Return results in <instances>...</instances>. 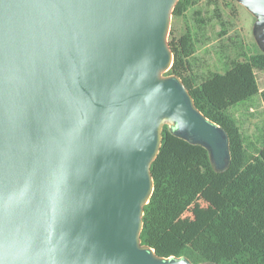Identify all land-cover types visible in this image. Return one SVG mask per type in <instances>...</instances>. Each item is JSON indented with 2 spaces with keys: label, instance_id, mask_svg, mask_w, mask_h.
<instances>
[{
  "label": "water",
  "instance_id": "obj_1",
  "mask_svg": "<svg viewBox=\"0 0 264 264\" xmlns=\"http://www.w3.org/2000/svg\"><path fill=\"white\" fill-rule=\"evenodd\" d=\"M264 52V0H235ZM178 0H0V264H218L141 242L163 127L230 163L167 73Z\"/></svg>",
  "mask_w": 264,
  "mask_h": 264
},
{
  "label": "trees",
  "instance_id": "obj_2",
  "mask_svg": "<svg viewBox=\"0 0 264 264\" xmlns=\"http://www.w3.org/2000/svg\"><path fill=\"white\" fill-rule=\"evenodd\" d=\"M194 3L178 0L173 8L184 28L177 36L169 31L167 73L179 75L196 106L228 133L230 163L215 170L205 148L165 125L141 242L195 263L264 264V52L253 41L249 55L226 69L217 46L197 49L203 21L188 15Z\"/></svg>",
  "mask_w": 264,
  "mask_h": 264
},
{
  "label": "rangeland",
  "instance_id": "obj_3",
  "mask_svg": "<svg viewBox=\"0 0 264 264\" xmlns=\"http://www.w3.org/2000/svg\"><path fill=\"white\" fill-rule=\"evenodd\" d=\"M188 15L202 20L201 41L197 49L217 46L226 55V69L245 59L253 48L251 25L253 16L234 0H194ZM204 13V14H203ZM190 16L188 20L191 21ZM183 19L172 17L170 29L177 36L183 31Z\"/></svg>",
  "mask_w": 264,
  "mask_h": 264
}]
</instances>
